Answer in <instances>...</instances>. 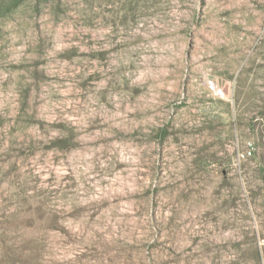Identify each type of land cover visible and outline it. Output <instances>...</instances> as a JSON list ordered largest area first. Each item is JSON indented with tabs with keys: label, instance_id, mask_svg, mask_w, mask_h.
<instances>
[{
	"label": "rangeland",
	"instance_id": "obj_1",
	"mask_svg": "<svg viewBox=\"0 0 264 264\" xmlns=\"http://www.w3.org/2000/svg\"><path fill=\"white\" fill-rule=\"evenodd\" d=\"M0 264H264V0H0Z\"/></svg>",
	"mask_w": 264,
	"mask_h": 264
},
{
	"label": "built area",
	"instance_id": "obj_2",
	"mask_svg": "<svg viewBox=\"0 0 264 264\" xmlns=\"http://www.w3.org/2000/svg\"><path fill=\"white\" fill-rule=\"evenodd\" d=\"M254 150L255 146L253 145V143H250V145L246 149L239 151V159H248L250 157H253Z\"/></svg>",
	"mask_w": 264,
	"mask_h": 264
}]
</instances>
